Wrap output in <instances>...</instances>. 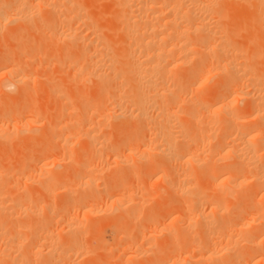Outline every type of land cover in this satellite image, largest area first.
I'll return each instance as SVG.
<instances>
[{
  "label": "rangeland",
  "instance_id": "rangeland-1",
  "mask_svg": "<svg viewBox=\"0 0 264 264\" xmlns=\"http://www.w3.org/2000/svg\"><path fill=\"white\" fill-rule=\"evenodd\" d=\"M11 1L0 0V16L5 13L8 16L15 14L16 9L13 6L16 5L15 3L18 0ZM21 1H28L27 4L31 3L25 5V2L23 5L28 11L32 9L31 12L33 13V17L27 23L20 24L17 22L13 24L8 22V24L6 20L0 19V133L7 134L6 138H4V135V137H0V184L3 186V188L0 187L3 189H0V193L2 191L0 194V201L2 202L0 203L5 205V207L0 205V210L7 209L6 214H9V216H7L8 214H2L7 210L0 211V253L2 254L3 244L7 240L8 234L12 237L15 236L14 239H17L18 234V240H20L18 242L23 243V246L18 243L19 246H15L14 249L16 251L12 250L13 252L9 254L11 258L8 257L11 260L13 258L14 261L16 260L12 264H48L49 262H51L49 264H199L200 262L197 260L200 259L203 260L200 264H240L241 262V264H246L248 261L247 264H264V189H262L264 183L261 184L262 186L259 185L261 187L255 185L256 188L254 185L252 186L249 180L251 178L249 173L253 170L250 169L253 168L250 157H256L255 160L261 157L264 159V127L260 128L264 125V121H262L263 123L260 120V122L257 121L258 124L260 123L259 125L255 121L256 112L264 114V47H262V42L258 43L260 39L258 40L255 30H251L250 21L247 22L250 19L246 17L251 12L249 11L251 10L249 9L251 8L250 3L243 0V3L244 1L246 3L241 6V0H230L234 5L232 3L226 4V7L230 9L225 10L226 14H221V17L224 16V19H221L223 21L219 22L215 19L217 17L213 18L214 20L212 19V29L216 32L215 36L221 41H225L224 45L226 44L225 47L228 48H225V50L228 51L221 50L224 53L222 54L218 53L217 49H215L216 51L210 49V52L206 50L205 54L201 53L204 64L208 62L207 65L205 64L206 66H199L200 69L198 65L201 64V61L197 59L199 54L196 56L194 53L196 58L193 56L192 64L197 65L198 62L199 64L194 65V67H192L193 65L190 66L187 71L193 74L194 79L192 76L190 77V81L193 83H189L192 86L187 91L185 90L186 87H184V91H177L178 100L183 96L180 92H187L184 93L185 100L184 96L182 98L185 103L181 104L183 100H180L174 105L173 103H167V99L156 98L157 103L154 100V106L163 104L161 102L164 99L167 105H171L170 109L164 106L168 108L165 113L176 112L177 114H170L169 116L165 114V121H159L158 123L157 120H161L160 113H158L157 108L151 106L155 110L150 107L148 112L152 115L154 121H157V124L151 122L153 125L148 123L143 127L140 124L141 122L138 124L139 121H135L134 117L126 116V118L132 120L124 121L121 118L122 121H119V118L117 120L111 115L112 112L119 111L117 106L119 103L120 105L122 102L124 103L126 96H128V99L131 98L129 97L130 89L135 84V79L129 81V83L134 82L132 85L125 82H127L128 77L130 80L133 76L121 74L126 72L119 73L120 77L123 75L121 78L126 79L120 77V80L117 79L120 82L121 90L120 92L114 90V92L122 96L119 99V96H115L117 94L115 93L114 96L118 98L117 101L113 96V86H109L111 92L108 94L109 88L104 87L105 85L101 82L98 84V79V82H95L96 78L88 75V72H86L87 75L82 72L84 73L82 75L81 71H76V68L70 64V62L74 64V59L82 60V52L78 50V45L74 46L77 48L76 51L79 52H75L79 54L76 55L73 52L75 50L74 43H72L74 49L72 50L69 45L71 42L67 41V43L60 40L64 42L60 43L57 39L54 40L52 29L48 31L47 28H53L56 23L47 20L48 16L46 14L49 10L46 9L47 6L43 2L45 0ZM66 1H62L64 5H67L68 1ZM112 1L69 0L68 4L75 5L67 6L68 8L75 7L74 9L80 7V10H82L80 12L83 13L81 14L87 20L85 22H83L85 18L80 20L83 17H79L80 19L78 18L77 21L73 20L72 31L80 33L83 30L84 35L80 34L85 37L92 34V31L96 29V35L99 34L102 37L101 39L105 41V45L111 46L110 52L114 57L113 67L115 68L116 63V66L118 65L116 68H119L120 64V67L125 65L126 61L124 62V60L126 57L124 58L123 55L125 52L127 54L130 49L124 51L127 46V37L124 34L125 30L123 32L121 29L122 27L124 29L123 19L120 18V15H117L120 14V6L116 9L114 6L116 4ZM47 2L50 3V0H46ZM62 2L59 4L60 10L68 11L66 6L61 5ZM238 2L240 5L237 4ZM224 4L222 3L223 7H225ZM4 8L7 10H4ZM219 8L221 9V7ZM220 9L215 10V15L219 17ZM110 12L112 15H110ZM53 16L56 17L53 14L49 18H53ZM215 20L219 24L214 23ZM78 21L85 24L78 25ZM57 22L61 21L58 20ZM62 23H59L60 25L57 23L58 27L55 26V29H59L56 30L59 35L68 33L67 28L64 29L66 24L63 25L64 23ZM217 25H220L219 28H217ZM84 26L85 28L89 27L88 32H86L88 27L86 30ZM90 26L94 28L91 29ZM247 27L251 28L248 29ZM79 29L81 30L78 31ZM223 29L226 31H223ZM250 31H253V34ZM215 36L213 40L216 42L210 44L211 47L217 44L218 39ZM226 39L229 42L232 40L230 42L232 45ZM211 53L214 56H216V53H218V56L222 54L220 55L222 59L220 58L219 61L218 56L215 58ZM207 55L210 57L208 58ZM248 59L250 60L248 61ZM209 60L217 63L214 65V63H209ZM222 60L234 65L246 61V63L241 64L242 68L245 69H241L239 74L248 70L244 74H249V77L254 75L255 79L252 77L253 80H250L253 84L240 79V84L237 82L235 86L234 83L233 86L230 85L231 88L228 86L225 91L223 90L224 92L218 97H210L212 86L218 84L217 82L222 77H224V81L220 80V84L232 80V76L229 75L228 71H223V74L220 73L217 79L216 72L212 73L214 69L218 68ZM75 62L78 61L75 60ZM238 64L235 66H238ZM11 65H15V70L10 76L5 72ZM211 65L215 66L212 71H210L212 69ZM241 66L239 65L238 68L240 69ZM204 67L208 68L204 69ZM123 68L121 70H128L127 67ZM202 69L206 71L203 73L201 72ZM116 70V73L121 71ZM174 71L177 73L179 69H174ZM195 74L200 78L203 77L201 79L194 77ZM239 74L236 75L240 76ZM220 75L222 76L219 77ZM14 80H17L15 84L18 82V86H16L17 84L9 86ZM170 84V88L175 90L183 88L178 87L181 84L178 86L177 83L176 85ZM99 85H103L102 88ZM126 85V89L122 90V87ZM190 85L188 86L190 87ZM132 90L134 93V88ZM175 90L169 93L171 95L176 94L174 93ZM105 91L107 93H104ZM121 91H123V94ZM246 93L252 96V100H256L253 102L251 100L250 103L246 102L243 98ZM169 96L167 95L166 98ZM115 100L117 103H114ZM119 100L122 102H119ZM251 102L255 107L257 104L260 107L258 105L256 108L251 107ZM178 103L180 104L177 105ZM221 104L223 109L219 106ZM199 105L201 106L199 107ZM217 106H219L218 109ZM224 109L228 110L229 119L223 116L222 111ZM122 122L124 126H120ZM239 124L249 127L245 135L250 134V137L247 136L244 140L248 138L247 140L252 144L256 140L254 144L257 145H255L257 152L252 149L255 148L253 146L249 149L251 152L248 153L244 150L249 148L246 142L243 143V139H239V136L237 138L234 135L235 130L240 127ZM219 125L224 132L226 131L223 132L224 134ZM235 127L236 129H234ZM9 133H12L11 136H8ZM180 134L183 135L180 136ZM175 135L180 136V138ZM169 137H174L175 144L168 147L166 154L158 153L159 149L157 150V148H160L162 144H166L165 139ZM177 139L178 141H176ZM225 146L228 149H238L239 147L242 150L243 148L244 151L227 157L223 152L226 149ZM234 146L235 148H232ZM151 153H154L153 155L157 158ZM240 154H242V157ZM234 156L238 157L235 158ZM187 161L188 163H186ZM233 163L235 166H233ZM243 164L244 166H242ZM221 169L223 171L220 172ZM219 172L222 173L221 177H218ZM211 176H216L214 177L215 180ZM235 179L239 183L243 181V186H240L239 183L235 184ZM224 181H228L227 184ZM244 182L247 184H244ZM220 184L222 185L220 186ZM57 185L61 187L58 188ZM225 188H228L231 194ZM196 196L199 198L196 199ZM2 197L6 199L5 202ZM218 205L221 209L226 210L223 209V212L221 211L222 213L220 212L221 214L219 213L217 217L213 211ZM206 216L209 219L208 221ZM200 217H203L206 223ZM260 217H263L262 221ZM220 222L223 227L219 224ZM28 223L31 227L28 226ZM202 226L204 227L202 228ZM71 230L73 231L72 234ZM12 231H15V233L19 231L21 235H19L20 233L15 235ZM27 233L28 235H26ZM253 233L256 241L260 243L259 247H261L252 250L243 242L244 239L252 238ZM10 235L9 237H11ZM256 236H259L262 242ZM43 242L45 245L49 244L44 246ZM67 245L70 249L66 247ZM246 246L249 250L246 249ZM49 252L52 254L49 255ZM236 252L237 254H235ZM40 254H45L46 262L43 259L44 255L41 256ZM38 255L39 258H37ZM59 255L63 256L61 257L62 260H60ZM16 256H19L18 259H15ZM8 257L6 256L3 260L1 258L3 262L0 263L9 264L8 262H11V260Z\"/></svg>",
  "mask_w": 264,
  "mask_h": 264
},
{
  "label": "bare ground",
  "instance_id": "bare-ground-1",
  "mask_svg": "<svg viewBox=\"0 0 264 264\" xmlns=\"http://www.w3.org/2000/svg\"><path fill=\"white\" fill-rule=\"evenodd\" d=\"M14 0H12L11 2H13ZM48 1V0H47ZM59 1H65V0H58V1H54V0H50V3H48V5H47V3H46V0L45 1H43V2H45V5L47 6V8L46 9H48L49 10V12H48V14H46L47 16H48V21H54L55 23H56V25L54 24V27L53 28H50V27H48L47 28V30L48 31H50L51 29H52V34H53V36H54V40L55 39H57L60 43L61 42H63V41H60V40H64V41H69V42H71V44H69L70 46H71V49L72 50H74L73 48H72V43H74L75 45H73V47L75 46H77L78 45V50H80L81 52H82V60L81 59H79V60H77V59H74V64H72L71 62H70V64L71 65H73L75 68V70L76 71H81V73L82 72H84L86 75H87V73L86 72H88L89 74L88 75H92L94 78H96L95 79V82L97 81L98 82V80H99V83L98 84H100V82H101V84H103V85H105L104 87H107V88H109V86H113V88L115 87L116 89H113L112 88V90H113V96L115 95V93H117V92H114V90H117V91H119L120 92V90H121V86H120V82L117 80V79H119V77H120V75H119V73H121V72H126V73H121V74H125V75H131V76H133V77H131L130 78V80H129V77L127 78V82H125V83H129V81H133V80H131V79H135L134 81H135V84H134V82H130L129 84L130 85H132V84H134V85H132L130 88V91H131V93L129 94L130 96L129 97H131V98H129L128 99V96H126L125 98L127 99H123L124 100V103L121 101V100H119V102L121 101L122 102V104L120 105V103L118 104V106L117 107H119V111L117 112V111H114V112H112L111 113V115L114 117V118H116L117 120H118V118L120 119L119 121H122V120H124V121H130V120H132V119H130V118H126V116L127 117H134L136 120V122L137 121H139V122H137L138 124L140 123V124H142V126L143 125H145V124H148V123H153L154 122V124H157L156 122L158 121V123H159V121H165L164 120V118L166 117L165 116V112H167V111H165L166 109L168 110V108L171 106V105H169L170 103H173L174 105L178 102V101H180V100H183L182 98H183V96H184V93H187L186 91H187V89H189V88H191V86L192 85H190L189 83L191 82L190 81V77L193 75V74H191L190 72L188 73L187 71H188V69H190L189 67L190 66H192L193 64H192V62H193V56H194V58H196L195 57V54H196V56H197V54H199V56H197V59L199 60V61H201L200 63V65H198L199 64V62H198V64H197V62H196V64L198 65V68H199V66H201V65H204V66H206L207 64V62H205V64H204V61H202V58H201V53H204V52H206V50H208L209 52L211 51L210 49H213L214 51H216L215 49H217V52L218 53H222V54H224L223 52H221V50L223 51V50H225V45H224V43H225V41H221V39H219V38H217L215 35V33L216 32H214V30L212 29V22H213V18H215V17H217V18H219V19H217V18H215L216 20H218L219 22L221 21V19H224V16L223 17H221V14H226V12H225V10H227V9H230L229 7H226V4H229V3H232L230 0H109L110 2L112 1V2H114V4H116V5H114L115 7H116V9L119 7L120 8V14H117L116 12V14L117 15H120L119 17L120 18H122L123 19V25H124V29H123V27L121 28L122 29V31L123 30H125V32H124V34H126V40H127V46L124 48L125 50L124 51H128V49H130V51H128V53L126 54V52H125V54L123 55V57L125 58V60H124V62L126 61V63H125V65L123 66H121L120 67V65H119V68H116V67H118V65L116 66V63H115V68L116 69H119V70H121V68H123V67H127L128 68V70H123V69H126V68H123L121 71H118L117 73H116V69L113 67L114 66V57H113V55H112V52H110V49H111V46H108V45H105V41L103 40L102 41V37H100L99 36V34L98 35H96V32L95 31H97L96 29H95V31L93 30H91L92 31V34H89V35H87V36H85V37H82V35L81 34H83L82 32H84L83 30H82V32H80V33H78L77 31H72V27H71V25L73 24V20H76L77 21V19L79 18V17H83V18H79L80 20H84V18H85V20L83 21V22H85V21H87L86 20V17H84V15H82L83 13L82 12H80V11H82V10H80V7H79V9H74V8H72V7H69L68 8V6L69 5H72V4H68V2H69V0H67L66 2H67V5L65 4H63V2H62V4L61 5H64V6H66V8H68V11H66V12H64V10L62 9V10H60V3L61 2H59ZM224 1H226V2H228V3H226V2H224ZM230 1V2H229ZM232 1H235V0H232ZM236 1H239V0H236ZM26 2V3H25ZM25 2H23V1H21V0H18L15 4V6H13V7H15L14 9H16L15 10V14H9L10 16H8V14L6 15V13L4 14V15H2V16H0V19H2V20H6L7 21V23L9 22V23H13V24H15V23H23V24H25V22L27 23V21H29L32 17H33V13L31 12L32 11V9H30L31 11H28L27 10V8H24V3H25V5H30L31 3H30V1H29V3L30 4H27L28 3V1H25ZM58 2V3H57ZM247 2L248 3H250V7L251 8H249V9H251V10H249V11H251L250 12V15L249 16H246L247 17V19H249V20H247V22H249L250 21V23H251V25H249V26H251L252 27V29L251 30H255V32H256V35H258V40L260 39V41H258L257 39V41H258V43L259 42H262V47H264V0H247ZM109 3V2H108ZM222 3H225L224 4V6L225 7H223V5H222ZM234 3H236V2H234ZM241 6H242V4H244V3H246L245 1H244V3H243V0H241ZM247 3V4H248ZM12 4V3H11ZM36 4V3H35ZM39 4H41V3H39ZM44 4V3H43ZM221 4V6H219ZM237 4H239V2L237 3ZM236 4V5H237ZM75 4H73L72 6H74ZM77 5V4H76ZM232 5H234L233 3H232ZM232 5H230V6H232ZM240 5V4H239ZM246 5V4H245ZM113 6V5H112ZM111 6V8L113 9V7ZM247 6V5H246ZM26 7V6H25ZM30 7H35V6H30ZM219 7H221V9L219 8ZM223 8V9H222ZM248 8V7H247ZM111 9V10H112ZM217 9H220L219 10V12H220V17L218 16V15H215V10L217 11ZM4 10H7V9H5L4 8ZM3 10V11H4ZM47 10V11H48ZM67 10V9H66ZM223 10V12H221ZM245 10V9H244ZM46 11V12H47ZM119 11V10H118ZM5 12V11H4ZM113 12V11H112ZM51 13V14H50ZM56 16V17H54L53 16V18H49V16H52L53 14ZM82 13V14H81ZM0 14H1V12H0ZM81 14V15H80ZM115 14V15H116ZM217 14V13H216ZM110 15H112V13L110 12ZM114 16V15H113ZM91 17V16H90ZM94 17V16H93ZM114 17H116V16H114ZM249 17V18H248ZM55 18H57L56 20H55ZM97 18V17H96ZM119 18V19H120ZM50 19V20H49ZM89 19H91V18H89ZM118 19V20H119ZM122 19H120V20H122ZM213 19V20H212ZM58 20H60L61 22H57ZM93 20V19H92ZM215 20V21H216ZM45 21V20H44ZM214 21V23H218L219 24V22L218 21H216L215 22ZM223 21V20H222ZM221 21V22H222ZM64 24H63V23ZM118 22V21H117ZM116 22V23H117ZM121 22V21H120ZM119 22V23H120ZM8 23V24H9ZM53 23V22H52ZM51 23V24H52ZM57 23H58V25H60L59 23H62L63 25H65L64 26V29H65V27L67 28V31H68V33L67 34H63V35H59L58 34V31H56V30H59L57 27ZM78 23V25L79 24H82V25H84L83 23H79V21L77 22ZM118 23V24H119ZM122 23V22H121ZM120 23V24H121ZM61 24V25H62ZM221 24V23H220ZM249 24V23H248ZM50 25V24H49ZM82 25H81V28H82ZM214 26H215V24H213ZM51 26V25H50ZM55 26H57L56 28L57 29H55ZM86 26V25H85ZM85 26H84V29H86L87 30V27L85 28ZM213 26V27H214ZM219 26L220 25H217V28H219ZM222 26V25H221ZM226 26V25H225ZM225 26H224V29H225ZM228 26V25H227ZM60 27V26H59ZM91 27V26H90ZM93 27V26H92ZM91 27V29H93ZM229 27V26H228ZM251 27H249V28H251ZM254 27V28H253ZM73 28H75V27H73ZM77 28V27H76ZM120 28V27H119ZM215 28H216V26H215ZM214 28V29H215ZM227 28V27H226ZM248 28V27H247ZM248 28V29H249ZM223 29V31H226V30H224ZM74 30V29H73ZM81 29H79L78 31H80ZM217 30V29H216ZM228 30V29H227ZM65 31V30H64ZM89 31V27H88V30L86 31V32H88ZM121 31V32H122ZM122 32V33H123ZM228 32V31H227ZM251 32V31H250ZM253 32V31H252ZM251 32V33H252ZM66 33V32H65ZM222 33H224V32H222ZM61 34V33H60ZM124 34H123V36H124ZM253 34V33H252ZM84 35V34H83ZM222 34L220 33V36H221ZM216 37L218 40H217V44L215 45V46H213L212 45V47L210 46V44H212V43H214V42H216V41H214L213 39V37ZM219 35H218V37H220ZM255 36V35H254ZM56 37V38H55ZM98 37H100V39H101V41H100V39H98ZM253 37V36H252ZM222 38V37H221ZM222 39H224V38H222ZM125 40V41H126ZM231 40V39H230ZM56 41V40H55ZM226 41H228L227 39H226ZM232 41V40H231ZM230 41V42H231ZM65 42V43H66ZM102 42H104V43H102ZM223 42V43H222ZM229 42V41H228ZM229 42V44H231L232 45V43H230ZM64 43V42H63ZM68 43V42H67ZM107 43V42H106ZM126 43V42H125ZM259 45V44H258ZM261 46V45H260ZM259 46V47H260ZM74 47V48H75ZM127 48V49H126ZM76 49L77 48H75V50L73 51L74 53L75 52H77L76 51ZM226 49H228V48H226ZM232 49H233V47H232ZM231 49V50H232ZM235 49V48H234ZM264 49V48H263ZM212 50V51H213ZM219 50V51H218ZM259 50V49H258ZM207 51V52H208ZM213 51V52H214ZM225 51H228V50H225ZM233 51V50H232ZM80 52V53H81ZM198 52H200V53H198ZM209 52H208V54H209ZM212 52V53H213ZM77 53H79V52H77ZM77 53H75L76 55H79V54H77ZM195 53V54H194ZM211 53V54H212ZM218 53H216V56H218ZM194 54V55H193ZM205 54V53H204ZM207 54V53H206ZM214 54H215V52H214ZM222 54H219V56L220 55H222ZM226 54V53H225ZM229 55H232L231 53H228ZM237 54V53H236ZM213 55V54H212ZM234 55V54H233ZM206 56V55H205ZM214 56V55H213ZM216 56H214L215 58H216ZM218 56V58H219V61H220V58H221V56L219 57ZM207 57H208V55H207ZM210 57V56H209ZM208 57V58H209ZM225 57H227V56H225ZM78 58H80V57H78ZM232 59H234L233 57H231ZM242 58V57H241ZM69 59V58H68ZM222 59V58H221ZM223 59H224V57H223ZM226 59V58H225ZM73 60V59H72ZM75 60L76 61H78L77 63L75 62ZM216 60V59H215ZM230 60V59H229ZM239 60V59H238ZM250 59H248V61H249ZM79 61H81V62H79ZM197 61V60H196ZM223 61L224 60H222L221 61V63H220V65L218 66V68L217 69H214V71H212L213 70V68L215 67H213L212 65H211V67H212V69L210 70V71H212V73H214V72H216L215 74L217 75L216 76V79L218 78V75L220 74V73H222L223 74V71H228V73H229V75H231L232 76V82L231 81H229L228 83H225V84H220V80H223L224 81V77H222L217 83L218 84H213L214 86H212V90H211V93H210V97H213V98H216V97H218L219 95H221V93L222 92H224L225 91V89L226 88H228V86H229V88H231V86H233V84L235 83V86H236V84H237V82L239 83V81H240V79H242L243 81H249L250 82V80L252 79V77H254V75L253 76H251V77H249L248 75H246V74H244V73H246V72H248V70H245L244 71V73H242V74H239V73H241L240 71H241V69L242 70H244L243 68H242V66H241V64L242 63H246V61H244V62H242V63H240V64H238L239 62H240V60H239V62L238 63H236V64H238V66L240 65L241 66V68L239 69L238 68V66H235L233 63V65L232 64H230L229 62H225L224 61V63H223ZM227 61V60H226ZM235 61V60H234ZM242 61V60H241ZM1 62V61H0ZM195 62V61H194ZM209 63H214L213 61L212 62H210V60H209ZM208 63V64H209ZM217 63V62H216ZM216 63H214V65L216 64ZM70 65V66H71ZM194 65H195V63H194ZM194 65L192 66V67H194ZM197 65H195V66H197ZM210 65V64H209ZM15 66V65H14ZM13 65H11L10 67H8V70L5 72L6 74H8V75H12L13 74V72H14V70H15V67H14ZM217 66V65H216ZM244 66H247V65H244ZM203 67V66H202ZM201 67V68H202ZM17 68V67H16ZM73 68V67H72ZM206 68H208V67H204V69H206ZM174 69H179V72H177V73H175V71H174ZM200 69V68H199ZM237 69H239L238 71H237ZM84 70V71H83ZM216 70V71H215ZM201 71V70H200ZM204 71H206V70H203L202 69V71L201 72H203L204 73ZM249 71H250V69H249ZM185 72V73H184ZM193 72V71H192ZM200 72V74L201 75H203V73H201ZM234 72V73H233ZM77 73V72H76ZM79 73V72H78ZM81 73H79V74H81ZM84 73H82V75L84 74ZM233 73V74H232ZM78 74V75H79ZM118 74V75H117ZM190 74V75H189ZM198 74V73H197ZM197 74H195L194 75V77H198L197 76ZM239 74L240 76H237V75ZM254 74V73H253ZM123 75L121 76V77H123ZM199 75V74H198ZM250 75H252L251 73H250ZM92 76H90V78H93ZM116 76H118V78H116ZM214 77H215V75H213ZM222 75H220L219 77H221ZM231 76H229V77H231ZM120 77V78H121ZM125 77H127V76H125ZM203 77V76H202ZM201 77V78H202ZM234 77V78H233ZM240 77H242V78H240ZM89 78V79H90ZM93 78V79H94ZM192 78H193V76H192ZM191 78V80H193ZM198 78H200V77H198ZM200 78V79H201ZM98 79V80H97ZM121 79H126V78H121ZM210 79H211V76H210ZM215 79V80H216ZM239 79V80H238ZM254 79H255V77H254ZM120 80V79H119ZM213 80V79H212ZM226 80H227V78H226ZM225 80V81H226ZM229 80H230V78H229ZM253 80V79H252ZM17 81V80H16ZM15 80L14 81H12L11 82V85H9V86H14V85H16L15 84V82H16ZM122 81V80H121ZM236 81V82H235ZM197 82V81H196ZM222 82V81H221ZM249 82H247V83H249ZM93 83V82H92ZM124 83V82H123ZM124 83V84H125ZM170 83H172V85H176V83H177V86L179 85V84H181V86H178L179 88L181 87H183L181 90L179 89V90H175V89H173V88H170ZM191 83H193V82H191ZM194 83H195V80H194ZM224 83V82H223ZM242 83V82H241ZM245 83V82H244ZM94 84H96V83H94ZM240 84V83H239ZM250 84H253V82H250ZM250 84H248V85H250ZM254 84H255V81H254ZM103 85H99V86H101V88H102V86ZM129 85V86H130ZM188 85H190V87L188 86ZM231 85V86H230ZM8 86V85H7ZM16 86H18V84L16 85ZM124 86V85H123ZM177 86H176V88H177ZM187 86H188V88H187ZM251 86V85H250ZM126 87H127V85L125 86V87H122V90L123 89H126ZM171 87H173V86H171ZM184 87H186V89L184 88ZM129 88V87H128ZM127 88V89H128ZM134 88V93L132 92L133 89ZM171 90H170V89ZM10 89V88H9ZM184 89L186 90L185 92H180V94L182 93L183 94V96L182 95H180V96H182V98H180V100H178V98L179 97H177V91H184ZM99 90V89H98ZM104 90H105V88H104ZM109 91H108V94H109V92H111V88H109L108 89ZM173 90H175V92L174 93H176V94H172V95H176V96H172L169 92L171 91H173ZM224 90V91H223ZM99 91H101V90H99ZM127 91V90H126ZM125 91V92H126ZM260 91V90H259ZM258 91V92H259ZM262 91V90H261ZM123 91H121V93H122ZM257 92V93H258ZM104 93H107L106 91L104 92ZM179 93V92H178ZM251 93V92H250ZM123 94V93H122ZM132 94V95H131ZM253 94V93H252ZM260 94H262V93H260ZM259 94V95H260ZM121 95V94H120ZM167 95H170L171 96V98H170V96L169 97H167L166 98V96ZM186 95V94H185ZM207 95V96H208ZM257 95V94H256ZM115 96H119V94L117 93ZM114 96V97H115ZM112 97V96H111ZM120 97H122V96H119V99H120ZM243 97V96H242ZM260 97V96H259ZM258 97V98H259ZM116 98V97H115ZM124 98V97H123ZM156 98H161V100H162V98H164L165 100H166V102L168 103L169 102V104L167 105L166 104V102H165V100L163 99V101L161 102V103H163V104H161V105H159V106H154L153 104H155V103H157L156 102ZM169 98V99H168ZM244 99H245V101L246 102H249L250 103V101L252 100V96L251 95H249V94H244V97H243ZM254 98V97H253ZM118 98H116V100H117ZM220 99V98H219ZM260 99H261V97H260ZM259 99V100H260ZM116 100H115V102L114 103H117L116 102ZM154 100H155V103H154ZM184 100H185V96H184ZM184 100L183 101H181L180 103L181 104H184L185 102H184ZM202 100H204V99H202ZM256 99H254V100H252V102L253 101H255ZM262 100V99H261ZM118 101V100H117ZM214 101H216V100H214ZM243 101V100H242ZM251 102V107L252 106H254V105H252L253 103ZM180 103H178L177 105H179ZM210 103V102H209ZM248 104V103H247ZM255 104V103H254ZM115 105H117V104H115ZM213 105V104H212ZM258 105V104H257ZM257 105H256V107H257ZM151 106H154V108H157L158 109V113H160L159 114V117H161L160 119L161 120H157V121H154V118L152 117V115H150L149 114V112H148V109L151 107ZM164 106H167V107H164ZM201 105H199V107H200ZM220 107H222V109H223V106H222V104L221 105H219ZM219 106H217V109H218V107ZM228 106V105H227ZM259 107H260V105H258ZM174 107V106H173ZM198 106H197V108H199ZM248 107H250V106H248ZM255 107V106H254ZM255 107V108H256ZM258 107V108H259ZM151 108H153V107H151ZM153 108V110H155ZM196 108V109H197ZM202 108V107H201ZM228 108V107H227ZM263 108V107H262ZM128 109V110H127ZM157 109H156V112H157ZM170 109V108H169ZM188 109H190V108H188ZM195 109V110H196ZM220 109V108H219ZM150 110V109H149ZM153 110H151V111H153ZM173 110V109H172ZM192 110V109H191ZM190 110V111H191ZM251 110H253V108H251ZM255 110V109H254ZM259 110H260V108H259ZM258 110V111H259ZM263 110V109H262ZM151 111H150V113H151ZM176 111V110H175ZM189 111V110H188ZM218 111H220V110H218ZM222 111V110H221ZM228 111V110H227ZM226 111V109H224L222 112L224 113V115L221 113V115H223L225 118H228V115H230L228 112ZM261 111V110H260ZM178 112V111H177ZM192 112V111H191ZM190 112V114H191V116H192V113ZM253 112V111H252ZM262 112V111H261ZM264 112V111H263ZM154 113V112H153ZM175 113L176 112H170V114H173V115H175ZM189 113V112H188ZM254 113V112H253ZM257 114L255 115V121H256V123L258 124V122L257 121H261V123H263L262 121H264V114L263 113H261V114H258L259 112H256ZM152 114V113H151ZM169 113L168 114H166V115H170ZM177 114V113H176ZM193 114H194V112H193ZM252 114V113H251ZM110 115V116H111ZM154 115V114H153ZM161 115V116H160ZM250 115V114H249ZM111 116V117H112ZM188 116V115H187ZM110 117V118H111ZM231 117V116H230ZM121 118H122V120H121ZM123 118H126V119H123ZM156 118H157V116H156ZM112 119V118H111ZM157 119H159V118H157ZM166 119V118H165ZM229 119V118H228ZM231 119V118H230ZM253 119V118H252ZM116 120V121H117ZM134 121V120H133ZM132 121V122H133ZM134 121V122H135ZM227 121V120H226ZM259 121V122H260ZM118 122V121H117ZM219 123H221L220 121H218ZM253 122V121H252ZM151 123V124H152ZM122 124H124L123 122L121 123V125L120 126H124V125H122ZM126 124V123H125ZM169 124V123H168ZM223 124V123H222ZM260 124V123H259ZM258 124V125H259ZM126 125H130V124H126ZM125 125V126H126ZM153 125V124H152ZM164 125V124H163ZM165 125H167V124H165ZM240 125V124H239ZM248 125H249V123H248ZM258 125H255V126H257V127H259ZM139 126V125H138ZM142 126H139V127H142ZM146 126V125H145ZM145 126H143V127H145ZM223 126H224V124H223ZM247 125H243V124H241L240 125V127H238V126H236V127H238L237 129H236V127L234 128V129H236L235 131V134L234 135H236L237 136V138H238V136H239V139L241 138V139H243V143L244 142H246V145L247 146H249V148L247 149H244V150H246L248 153H250L251 151H249V149L250 148H252L253 146L255 147V148H252L253 150H255V152H257L256 151V144H254L255 143V141H253L254 143L252 144L250 141H248L247 139L248 138H246L245 140H244V138L245 137H250L248 134L247 135H245V133H246V130H248L249 129V127L247 128L246 127ZM252 126V125H251ZM3 127V126H2ZM13 127V126H12ZM15 127V126H14ZM17 127V126H16ZM147 127H149L148 125H147ZM167 127H169V126H167ZM171 127V126H170ZM264 127V125L262 126V127H260L261 129ZM219 128L221 129V126L219 125ZM1 129V128H0ZM9 129V128H8ZM50 129H52V128H50ZM219 129V130H220ZM3 130V129H2ZM52 130H54V129H52ZM51 130V131H52ZM218 130V131H219ZM264 130V129H263ZM6 132H8L7 130H5ZM5 131H4V133H5ZM13 131V130H12ZM16 131V130H15ZM31 131V130H30ZM50 131V130H49ZM94 131V130H93ZM92 131V132H93ZM221 131H222V133L224 132V130H222L221 129ZM256 131V130H255ZM1 132V131H0ZM11 132V131H10ZM52 132H54V131H52ZM176 132V131H175ZM180 132V131H179ZM217 132V131H216ZM226 132V131H225ZM224 132V133H225ZM90 133V132H89ZM218 133V132H217ZM220 133V132H219ZM223 133V134H224ZM228 133V132H227ZM248 133H250V132H248ZM0 134H2V135H0V137L2 138V137H4V138H6V135L5 134H3V133H0ZM11 134L12 133H9L8 134V136H11ZM14 134V133H13ZM54 134V133H53ZM175 134V133H174ZM179 134V133H178ZM221 134V133H220ZM219 134V135H220ZM262 134V133H261ZM4 135V136H3ZM172 135H173V133H172ZM183 135V134H182ZM181 134H180V136H182ZM176 136V135H175ZM174 136V137H175ZM180 136H176L177 138H180ZM228 136V135H227ZM235 136V137H236ZM261 136V135H260ZM174 137H169V138H167V139H165L166 140V144H162L161 146H160V148L158 147L157 148V150L159 149V152L158 153H160V154H166V152H167V149H168V147H170V146H173L174 144H175V140H174ZM234 137V138H235ZM259 137V136H258ZM253 138V137H252ZM162 139V138H161ZM176 139V138H175ZM158 140V139H157ZM160 140V139H159ZM236 140V139H235ZM253 140H254V138H253ZM1 141V140H0ZM176 141H178V139L176 140ZM238 141V140H237ZM163 142V141H162ZM261 142V141H260ZM238 143V142H237ZM262 143V142H261ZM164 145V146H163ZM242 145V144H241ZM256 145V146H255ZM261 146H262V144H260ZM227 146V145H226ZM225 146V147H226ZM231 146H233V145H231ZM240 146V145H239ZM258 146H259V144H258ZM163 147V148H162ZM237 147V146H236ZM243 147V146H242ZM246 147V146H245ZM260 147V146H259ZM223 149H224V147H222ZM232 148H235V146L234 147H232ZM261 148V147H260ZM236 149V148H235ZM235 149H228V147H226V149H224L223 150V152H224V155L225 156H227V157H229V156H233L232 154H234V155H236V154H239V152L241 153L242 152V150H243V148H242V150H240L241 148H239L238 147V149H236V152L234 151ZM243 150V151H244ZM152 152V151H151ZM222 152V153H223ZM253 153H255L254 151H252ZM157 153V152H156ZM157 153V154H158ZM243 153V152H242ZM246 153V152H245ZM252 153V154H253ZM150 154V153H149ZM152 154V153H151ZM154 154V153H153ZM152 154V155H153ZM159 154V155H160ZM247 154V153H246ZM245 154V155H246ZM141 155V154H140ZM145 155V154H144ZM159 155H158V157H159ZM168 155H170L169 153H168ZM223 155V156H224ZM254 155V154H253ZM154 156V155H153ZM162 156V155H161ZM166 156V155H165ZM223 156H221L222 158H223ZM239 156V155H238ZM238 156H234L235 158L236 157H238ZM240 156L242 157V154H240ZM252 156V155H251ZM257 156V155H256ZM262 156V155H261ZM147 157V156H146ZM155 158H157V156H154ZM186 157V156H185ZM160 158V157H159ZM166 158V157H165ZM246 158V157H245ZM251 159H252V162H250V163H253V165H252V167L253 168H250L251 170H252V174L251 173H249V175H251V178L249 179L250 180V182H251V184H252V186L254 185V187H256V186H258V187H261L262 185L261 184H263L264 183V159L261 157L260 159H256L255 160V158L256 157H250ZM257 158H258V156H257ZM224 159V158H223ZM243 159V158H242ZM263 159V160H262ZM142 160V159H141ZM165 160V159H164ZM169 160V159H168ZM226 160H227V158H226ZM247 161H248V159H246ZM243 161H244V159H243ZM242 161V162H243ZM249 161H250V159H249ZM184 162V161H183ZM190 162V161H189ZM230 162V161H229ZM186 163H188V161L186 162ZM228 163V162H227ZM236 163V162H235ZM249 163V162H248ZM186 165H188V164H186ZM237 165V164H236ZM246 165V164H245ZM250 165V164H249ZM248 165V166H249ZM233 166H235V164L233 163ZM242 166H244V164L242 165ZM247 166V165H246ZM152 167H155V166H152ZM239 167V166H238ZM237 167V168H238ZM250 167V166H249ZM227 168V167H226ZM240 168V167H239ZM238 168V169H239ZM244 168V167H243ZM237 170V169H236ZM247 170V169H246ZM245 170V171H246ZM221 171H223L222 169L220 170V172ZM213 172V171H212ZM211 172V173H212ZM216 172H218L217 170H216ZM215 172V173H216ZM220 172L218 173V174H220ZM224 173V172H223ZM246 174H247V171L245 172ZM225 174V173H224ZM221 175H222V173L220 174V175H218V177L220 176L221 177ZM213 176V175H212ZM211 176V177H212ZM214 177H216V176H214ZM214 177H212V179L213 180H215L214 179ZM218 177H217V179H218ZM248 177V176H247ZM91 178V177H90ZM223 178V177H222ZM226 178V177H225ZM88 179V178H87ZM93 179V178H92ZM244 179V178H243ZM2 180V179H1ZM226 180V179H225ZM228 180V179H227ZM236 180V179H235ZM248 180V181H249ZM26 181H28V180H26ZM238 180H236L235 182V184H238L239 182H237ZM246 181V180H245ZM3 182H4V180H3ZM32 182V181H31ZM52 182H55V181H52ZM221 182V181H220ZM222 182H223V180H222ZM225 182V184H227V182L228 181H224ZM249 182V183H250ZM86 183H88V182H86ZM166 183V182H165ZM171 183V182H170ZM233 183V182H232ZM246 182H244V184H245ZM84 184H85V182H84ZM88 184H90V183H88ZM173 184V183H172ZM228 184H230V183H228ZM234 184V185H235ZM242 184V185H241ZM247 184V183H246ZM3 185H4V183H3ZM55 185V184H54ZM63 185V184H62ZM87 185V184H86ZM166 185V184H165ZM222 184H220V186H221ZM239 185L240 186H243V181H241L240 183H239ZM256 185V186H255ZM259 185H261V186H259ZM58 186V185H57ZM60 186V185H59ZM59 186H58V188H59ZM172 186V185H171ZM228 186V185H227ZM230 186V185H229ZM0 187H2L3 188V186H1V184H0ZM61 187V186H60ZM87 187V186H86ZM231 188H233L234 189V187H232V186H230ZM2 188H0L1 190H3ZM170 188V187H169ZM173 188V187H172ZM257 188V187H256ZM256 188H254V189H256ZM61 189V188H60ZM67 189V188H66ZM94 189V188H93ZM227 191H228V188H225ZM238 189V188H237ZM236 189V190H237ZM253 189V188H252ZM260 189V188H259ZM262 189H264V188H262ZM235 190V191H236ZM89 191H90V189H89ZM93 191V190H92ZM91 191V192H92ZM234 191V190H233ZM4 192V191H3ZM90 192V193H91ZM180 192V191H179ZM179 192H178V194H179ZM229 192V191H228ZM1 193H2V191H1ZM0 193V194H1ZM174 193V192H173ZM230 193V192H229ZM62 194V193H61ZM65 194V193H64ZM188 194V193H187ZM228 194V193H227ZM231 194V193H230ZM184 195V194H183ZM5 196V195H4ZM25 196V195H24ZM89 196V195H88ZM180 196V195H179ZM190 196V195H189ZM192 196V195H191ZM231 196V195H230ZM232 196H233V194H232ZM30 197V196H29ZM188 197V196H187ZM193 197V196H192ZM2 198H4V197H2ZM25 198V197H24ZM84 198H86V197H84ZM117 198V197H116ZM193 198H195V197H193ZM197 198H199V197H197L196 196V199ZM1 199V198H0ZM5 199V198H4ZM26 199V198H25ZM90 200H91V198H89ZM201 199V198H200ZM199 199V200H200ZM3 200V199H2ZM115 200H117V199H115ZM121 200V199H120ZM119 200V201H120ZM192 200V199H191ZM4 202L6 201V199L5 200H3ZM28 201V200H27ZM118 201V200H117ZM197 201V200H196ZM0 202H2V201H0ZM114 203V202H113ZM23 204V203H22ZM194 204V203H193ZM196 204V203H195ZM0 205H3L2 207H5V205L4 204H1L0 203ZM48 205V204H47ZM116 205V204H115ZM121 205V204H120ZM1 207V206H0ZM26 207V206H25ZM47 207V206H46ZM126 207V206H125ZM218 207H219V205H218ZM217 206H216V208L214 209V211H213V213H214V215H216L217 217H218V214L224 209H221L220 207L218 208ZM223 207V206H222ZM19 208V207H18ZM38 208V207H37ZM40 208V207H39ZM38 208V209H39ZM120 208V207H119ZM214 208V207H213ZM225 208H226V206H225ZM1 209V208H0ZM3 209V208H2ZM20 209V208H19ZM24 209V208H23ZM116 209V208H115ZM122 209V208H121ZM5 210H7V209H3V210H0L1 212L2 211H5ZM83 210V209H82ZM92 210V209H91ZM118 210V209H117ZM123 210V209H122ZM128 210V209H127ZM224 210H226V209H224ZM29 211V210H28ZM41 211V210H40ZM90 211V210H89ZM132 211V210H131ZM6 212H8V210L7 211H5L4 213L2 212V214H6ZM22 212V211H21ZM26 212V211H25ZM45 212V211H44ZM119 212V211H118ZM136 212V211H135ZM223 212V211H222ZM221 212V213H222ZM20 213V212H19ZM43 213V212H42ZM52 213V212H51ZM85 213H86V211H85ZM92 213V212H91ZM220 213V214H221ZM8 214V213H7ZM6 214V215H7ZM13 215H14V213H12ZM41 214V213H40ZM209 214V213H208ZM211 214V213H210ZM11 215V214H10ZM23 215V214H22ZM26 215V214H25ZM31 215H32V213H31ZM42 215V214H41ZM40 215V216H41ZM52 215V214H51ZM5 216V215H4ZM7 216H9V214L7 215ZM33 216V215H32ZM224 216V215H223ZM226 216V215H225ZM39 217V216H38ZM64 217V216H63ZM68 217V216H67ZM120 217V216H119ZM204 217V216H203ZM203 217H200V218H202V221H205L204 219H203ZM207 217V216H206ZM40 218V217H39ZM39 218H38V220H39ZM42 218H43V216H42ZM45 218H46V216H45ZM212 218V217H211ZM262 218L263 217H260V219H261V221H262ZM23 219V218H22ZM27 219V218H26ZM41 219V218H40ZM63 219V218H62ZM206 219V218H205ZM27 220H30V219H27ZM26 220V221H27ZM64 220V219H63ZM199 220V219H198ZM207 221L209 220L208 219V217H207V219H206ZM218 220V219H217ZM259 220V219H258ZM65 221V220H64ZM201 221V220H200ZM201 221V222H202ZM260 221V220H259ZM259 221H257V222H259ZM260 221V222H261ZM264 221V220H263ZM73 222V221H72ZM210 222V221H209ZM25 223V222H24ZM27 223V222H26ZM60 223H61V221H60ZM203 223V222H202ZM205 223H206V221H205ZM21 224H23V223H21ZM29 224V225H28ZM28 224H25V225H28V226H30V223H28ZM43 224V223H42ZM74 224V223H73ZM219 224H221V222L219 223ZM258 224V223H257ZM44 225V224H43ZM185 225V224H184ZM35 226V225H34ZM62 226V225H61ZM187 226V225H186ZM199 226V225H198ZM208 226V225H207ZM217 226H218V224H217ZM216 226V227H217ZM221 226L223 227V225L221 224ZM23 227V226H22ZM21 227V228H22ZM25 227V226H24ZM31 227V226H30ZM45 227V226H44ZM64 227V226H63ZM73 227V226H72ZM204 226H202V228H203ZM14 228V227H13ZM212 228H213V226H212ZM218 228V227H217ZM17 229H18V227H17ZM14 230H16V229H14ZM27 230V229H26ZM182 230V229H181ZM213 230V229H212ZM215 230H217V229H215ZM20 231V230H19ZM17 232L16 231V233H20V232ZM33 231V230H32ZM31 231V232H32ZM48 231V230H47ZM183 231V230H182ZM214 231V230H213ZM12 232H14L13 234H15L16 235V233H15V231H12ZM26 232V231H25ZM24 232V233H25ZM38 232H40V231H38ZM46 232V231H45ZM49 232V231H48ZM68 232H70V231H68ZM72 230H71V234H72ZM205 232V231H204ZM24 233H22V234H24ZM34 233V232H33ZM37 233V232H36ZM63 233V232H62ZM219 233V232H218ZM256 233V232H255ZM69 234V233H68ZM181 234V233H180ZM9 235L10 234H8V237L6 238L7 240H5L4 241V248H3V251H2V256L4 255V257H2L1 255V258H2V260L3 259H5L6 258V256L8 257H10V255L9 254H11L13 251L12 250H14L15 249V246H17L18 245V241H20V240H18V234H17V239H14L15 238V236L14 237H12L11 235V237H9ZM19 235H21V233L19 234ZM26 235H28V233L26 234ZM41 235V234H40ZM170 235V234H169ZM215 235H217V234H215ZM259 235H260V233H259ZM31 236V235H30ZM50 236V235H49ZM68 236V235H67ZM71 236V235H70ZM173 236V235H172ZM171 236V237H172ZM175 236H176V234H175ZM178 236V235H177ZM221 236V235H220ZM251 236V235H250ZM249 236V237H250ZM261 236V235H260ZM5 237H6V235H5ZM63 237H64V235H63ZM170 237V236H169ZM168 237V238H169ZM170 237V238H171ZM245 237V236H244ZM254 237V238H253ZM257 237V236H256ZM48 238V237H47ZM46 238V239H47ZM169 238V239H170ZM173 238H174V236H173ZM258 239H259V236L257 237ZM263 238V237H262ZM2 239H4V238H2ZM43 239V238H42ZM45 239V240H46ZM176 239V238H175ZM213 239V238H212ZM216 239V238H215ZM37 240V239H36ZM36 240H34V241H36ZM39 240V239H38ZM45 240H44V242H45ZM49 240V239H48ZM171 240V239H170ZM243 240V239H242ZM259 240H261L260 242H262V239L260 238ZM23 241V240H22ZM40 241H42V240H40ZM56 241V240H55ZM246 241V242H245ZM263 241H264V238H263ZM2 242V241H1ZM43 242V244H44V246H46V245H48V244H46L45 245V243ZM57 242V241H56ZM243 242V241H242ZM37 243V242H36ZM46 243H47V241H46ZM63 243V242H62ZM68 243H69V241H68ZM208 243V242H207ZM246 243V244H245ZM20 244V243H19ZM42 244V243H41ZM42 244V245H43ZM238 244V243H237ZM243 244L244 245H247L248 247H249V249H251L252 248V250H253V248H260L259 247V245H260V243L258 242V241H256V238H255V235H254V233H253V235H252V238L250 237V239H244V242H243ZM242 244V245H243ZM2 245V244H1ZM20 245H22L23 246V243L22 244H20ZM19 246V245H18ZM26 246H28V245H26ZM235 246H237V245H235ZM246 246V247H247ZM30 247H32V246H30ZM52 247V246H51ZM57 247V246H56ZM63 247V246H62ZM67 248H68V245L66 246ZM70 247V246H69ZM232 247V246H231ZM238 247V246H237ZM245 247V248H246ZM248 247L246 248V249H248ZM23 248V247H22ZM28 248V247H27ZM42 248V247H41ZM65 248V247H64ZM72 248H73V246H72ZM71 248V249H72ZM257 248V249H258ZM18 249V248H17ZM26 249V248H25ZM68 249H70V248H68ZM248 249V250H249ZM38 250V249H37ZM63 250V249H62ZM67 250V249H66ZM65 250V251H66ZM145 250V249H144ZM143 250V251H144ZM151 250V249H150ZM231 250V249H230ZM236 251H237V249H235ZM11 251V252H10ZM16 250H14V252H15ZM39 251V250H38ZM37 251V252H38ZM64 251V250H63ZM142 251V252H143ZM232 251V250H231ZM251 251V250H250ZM67 252H68V250H67ZM140 252V251H139ZM149 252V251H148ZM220 252V251H219ZM19 253V252H18ZM31 253V252H30ZM33 253H35V252H33ZM50 253V252H49ZM63 253V252H62ZM62 253H60V254H62ZM144 253V252H143ZM218 253V252H217ZM35 254H37V253H35ZM39 254V253H38ZM52 253H50L49 255H51ZM220 254V253H219ZM222 254V253H221ZM223 254H224V252H223ZM235 254H237V252L235 253ZM31 255V254H30ZM41 256H43L44 255V257H43V259H44V262H46V260L47 259H45V254H40ZM46 255H47V252H46ZM54 255V254H53ZM56 255V254H55ZM54 255V256H55ZM142 255V254H141ZM210 255V254H209ZM14 256V255H13ZM32 256V255H31ZM35 256V255H34ZM145 256V255H144ZM204 256V255H203ZM207 256V255H206ZM217 256V255H216ZM215 256V257H216ZM236 256V255H235ZM234 256V257H235ZM8 257V258H9ZM19 257V256H18ZM18 257L16 256L15 257V259H18ZM58 257V256H57ZM59 257L61 258V257H63V256H60L59 255ZM209 257H211V256H209ZM213 257V256H212ZM227 257V256H226ZM230 257V256H229ZM1 258H0V260H1ZM7 258V259H8ZM11 258V257H10ZM9 258V259H10ZM37 258H39V255H38V257ZM42 258V257H41ZM50 258V257H49ZM201 258H202V256H201ZM214 258V257H213ZM217 258H218V256H217ZM228 258V257H227ZM255 258V257H254ZM253 258V259H254ZM20 259V258H19ZM28 259V258H27ZM64 260H65V258H63ZM204 259V258H203ZM211 259V258H210ZM232 259H233V257H232ZM0 261L1 263L3 262V261ZM11 260V259H10ZM9 260V261H10ZM57 260H59V259H57ZM60 260H62V258L60 259ZM206 260V259H205ZM16 261V260H15ZM15 261H14V258H13V260H11V262H8L9 264L11 263L12 264V262H14L15 263ZM43 261V260H42ZM191 261V260H190ZM197 261H199L200 263H202L203 262V260H197ZM196 261V262H197ZM238 261V260H237ZM17 262H18V260H17ZM38 262V261H37ZM48 262V261H47ZM173 262V261H172ZM236 262V261H235ZM240 262V261H239ZM249 262V261H248ZM247 262V263H248ZM261 262V261H260ZM0 263V264H1ZM43 263V262H42ZM49 263H51V262H49ZM48 263V264H49ZM66 263V262H65ZM198 263V262H197ZM199 263V264H200ZM242 263V262H241ZM240 263V264H241ZM246 263V264H247ZM44 264V263H43ZM237 264V263H236ZM245 264V263H244Z\"/></svg>",
  "mask_w": 264,
  "mask_h": 264
}]
</instances>
